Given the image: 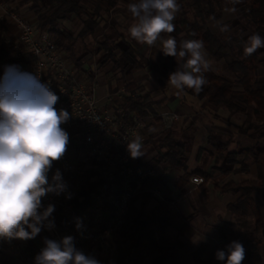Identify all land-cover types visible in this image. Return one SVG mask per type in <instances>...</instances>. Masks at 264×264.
Returning <instances> with one entry per match:
<instances>
[{
  "label": "trees",
  "instance_id": "trees-1",
  "mask_svg": "<svg viewBox=\"0 0 264 264\" xmlns=\"http://www.w3.org/2000/svg\"><path fill=\"white\" fill-rule=\"evenodd\" d=\"M1 1L12 6L14 0ZM27 1L31 2V9L35 13L36 26L49 32L58 49L75 65L80 76L98 81L92 66L88 65L86 55L88 51H81L78 46L79 40L84 41L88 38L95 41L98 45L96 52L101 53L100 58L96 60L97 65L101 67L110 65V73H118L119 78L125 77L127 68L141 70L145 63H148V58L139 52L128 37V31L121 25L113 24L110 28L112 32L103 36L97 34L101 25L106 23V16L112 14V11L127 13L128 5L137 3L138 0ZM88 1L93 4H88ZM177 3L180 8L173 21L175 30L172 33H162L156 42L161 43L162 39L169 36L174 37L178 45L183 40H202L205 51L214 60L223 61L226 71L216 73L210 69L204 73L207 83L202 86V91L197 94L192 89H185L182 93L183 102L191 101L193 111H201L200 105L198 107L197 105L202 102L212 110L223 109L231 114L250 113L255 121L251 124L244 122L238 126V134L248 139V144L238 145L235 151H229L228 146L234 140L232 135L224 138L223 134L209 132L208 141L212 145L216 163L222 162V167H218L220 174L213 177L211 173L200 170L188 173L186 154L191 148V142L181 136H175L173 125L165 127L160 116L158 107L167 97L152 100L149 98L150 92H146L144 85L126 82L122 106L128 113L137 114L145 124L149 118L155 123L162 124L161 135L158 138L151 135L149 140L156 151L153 159L156 164H165L170 171L177 169L184 171V175L178 180L180 187L193 174H197L201 175L204 181L212 180L223 193L231 192L237 196L236 200L228 205L229 212L236 218L232 222L224 223L222 233L243 245L245 258L241 264H260L263 256L257 248L259 241L249 239L247 245H244L239 231L258 234L264 229L263 214L260 204L255 199V195H258L264 200V59L261 57L262 51L258 49L251 55H244V47L249 36L259 34L264 38V0H241L235 5L238 11L234 17L226 20H221L224 0H177ZM213 18L227 24L230 30L221 32L219 26L214 28ZM65 21H79V31L76 33L67 27ZM5 23V20L0 22V84L5 81L13 82L11 74L7 76L5 74L7 66L16 65L21 72L29 73V65L33 60L32 55L23 54L24 46ZM246 32L249 33L245 34ZM17 45L19 50L15 49ZM186 59L187 57L181 59L168 56L159 62V65L173 73ZM159 73L161 74V71L158 70ZM134 160L138 161V158ZM252 162L258 170L257 178L241 182L227 179L232 173L248 172ZM160 181L159 178L154 179L155 185L158 186ZM98 189L99 182H87L81 192V199L78 198L75 202L79 213L89 207L92 196ZM152 214L158 221L159 233L152 229L149 214L143 209H132L125 226L121 229L122 237L125 240L129 238L132 242L133 254L130 255L129 264H164L168 260L171 264H178L176 246L165 237L168 226L165 213L155 211ZM53 217L57 225L69 222L67 216L58 209L54 211ZM41 232L35 238L25 240L23 264H36L35 257L42 249L36 240Z\"/></svg>",
  "mask_w": 264,
  "mask_h": 264
},
{
  "label": "clouds",
  "instance_id": "clouds-1",
  "mask_svg": "<svg viewBox=\"0 0 264 264\" xmlns=\"http://www.w3.org/2000/svg\"><path fill=\"white\" fill-rule=\"evenodd\" d=\"M241 0H226L225 13L235 14V5ZM177 0H138L128 5L133 23L128 33L140 44L153 46L162 33L175 30L173 21L179 11ZM213 26L221 32L229 26L213 18ZM161 51L165 56L187 57L186 61L171 73L168 85L176 95L192 89L202 91L207 83L204 73L210 70L202 40H183L177 43L174 37L162 39ZM264 48V38L252 34L244 47L248 56ZM6 76L11 74L13 82L0 84V239L29 240L42 229L55 227L53 213L55 205L42 204V197L48 194L59 196L66 193L67 185L62 181L59 170L49 183L48 173L53 162L61 159L67 151L68 133L61 127L70 114L55 107L59 96L40 83L37 76L23 73L16 65L7 66ZM132 158L141 152V138L138 136L127 145ZM66 198H71L66 195ZM80 224H77V228ZM45 247L35 257L36 264H100L95 257L86 255L75 247L74 238L65 236L56 241L45 238ZM224 264H241L245 249L240 242L233 241L227 252L218 250L215 254Z\"/></svg>",
  "mask_w": 264,
  "mask_h": 264
},
{
  "label": "built area",
  "instance_id": "built-area-1",
  "mask_svg": "<svg viewBox=\"0 0 264 264\" xmlns=\"http://www.w3.org/2000/svg\"><path fill=\"white\" fill-rule=\"evenodd\" d=\"M3 20L15 21L16 36L25 48L23 54L33 56L29 73L59 96L57 110L64 109L70 114L69 120L61 125L69 135L67 151L56 161L55 171L48 173L51 183L52 176L59 170L67 185L66 193L42 197L44 206L54 204L55 210L69 219L68 223L55 224L52 229L55 240L72 236L75 247L86 255L96 258L95 252L101 250L107 262L100 264H119L112 239L125 226L134 198L147 193L162 194V187L152 183L154 168L134 160L127 147L136 137L141 138L146 124L137 114L123 108L124 86L109 94L107 102L102 104L97 94L99 82L80 76L46 29H39L10 3L0 0V22ZM15 49L19 50L18 45ZM160 116L165 127L180 119L173 110H166ZM192 181L201 184L204 179L194 176ZM87 182H99V189L93 194L89 207L79 213L75 202L81 199ZM129 262L126 258L124 264Z\"/></svg>",
  "mask_w": 264,
  "mask_h": 264
},
{
  "label": "crops",
  "instance_id": "crops-1",
  "mask_svg": "<svg viewBox=\"0 0 264 264\" xmlns=\"http://www.w3.org/2000/svg\"><path fill=\"white\" fill-rule=\"evenodd\" d=\"M122 4L126 5L124 2ZM112 13L113 15L106 16V23H103L99 28L97 33L99 36L108 33L107 31L111 30L110 28L113 24H119L128 31L129 26L134 22L132 16L128 18L122 14V19H116L114 16H117L119 12L114 13L112 11ZM5 25L16 35L17 27L15 21H6ZM128 37L137 46L139 52L148 58V63H145L144 68L141 70H135L132 67L127 68L125 77L122 79L119 78L118 73H110V65L100 69L98 73H103L98 76L95 69L97 65L96 61H89L88 65L92 66V70L98 78L99 86L97 94L101 103L105 104L108 95L115 93L126 82H136L144 85L146 92H150V97L154 96V100H161L167 97L163 102L169 103L168 108L163 107L159 111L162 113L169 109L175 110L180 114V119L173 124L172 129L175 131V136H181L191 142V148L186 154L188 173L200 170L211 173L213 177L218 176L220 174L218 167H222V163H216L212 145L208 141V133H220L225 136L224 138L230 136V133L226 134L225 132L224 128L226 127L220 125L219 120L221 119L218 116L222 109L212 110L208 106H205V103L201 102L197 105V107L200 105L201 111L197 110L184 113L180 108L181 103L184 104L183 95H176V90L173 88L172 93L168 96L166 93L170 85H164L158 74L159 67L157 65L168 57L161 51L162 43L156 42L153 46H148L138 43L129 33ZM155 81L160 82L161 85L158 91ZM159 92L163 94L161 99L158 98ZM172 97L174 99L170 101ZM150 119L152 120V118ZM149 120L146 121L145 129L141 134V152L143 155L138 157V161L143 165L154 168V179L159 178L161 180L159 185L162 187V194L156 196L147 193L136 196L132 208L136 210L143 209L149 214L151 227L156 233H159L160 228L152 212L158 211V213H165L168 222L165 237L176 246L175 255L178 264H224V262L216 259L215 254L218 250L227 252V246L233 241H236L233 237H225L223 235L222 226L224 223L235 220L236 217L229 212L228 205L235 201L237 196L231 192L223 193L219 187H216L212 180L204 181L201 184L194 183L192 181L194 176L201 177V175L197 174H193L180 187L178 180L184 175L183 170L177 169L170 171L165 164H156L154 162L153 158L156 151L149 140L151 135H155L158 138L161 135L163 127L161 123H155ZM243 141L245 145L249 142L243 136L241 138L238 137L236 142L234 138L229 144L228 150L235 151ZM232 143H235V149L230 148ZM254 164L253 162L250 163L248 172L232 173L227 179L241 182L251 178H257L258 170L256 165L253 167ZM154 179L152 183L155 185ZM258 197V195H255V199L260 204L264 218L263 205L257 200ZM43 233L46 236H42ZM239 236L244 245H247L249 239L259 241L257 248L263 256L260 264H264V229L258 234L240 230ZM45 238L55 240L54 231L43 229L36 240L37 243L40 241L38 245L41 248L45 247ZM112 242L116 246L117 263L124 264L125 259L130 258V255L133 254L131 240L129 238L125 240L120 231L113 237ZM25 244V240L0 239V264H23L22 255ZM95 256L100 262H107V257L101 250L96 251ZM164 264H171V262L168 260Z\"/></svg>",
  "mask_w": 264,
  "mask_h": 264
},
{
  "label": "rangeland",
  "instance_id": "rangeland-1",
  "mask_svg": "<svg viewBox=\"0 0 264 264\" xmlns=\"http://www.w3.org/2000/svg\"><path fill=\"white\" fill-rule=\"evenodd\" d=\"M43 1V0H42ZM45 1V0H44ZM12 4V6H13V8L17 11V12H19V13H21L22 15H25V16H27V18H29V19H31L34 23H36V17H35V13H34V11L31 9V2H29V1H27V0H14L13 1V3H11ZM88 4H93V3H91L90 1H88ZM224 8L226 7V6H228V7H230V5H226V0H224ZM121 13L119 12L118 13V15L117 16H114V17H116V19H122L121 17H123L122 16V14L124 15V16H126V17H128L129 18V16H131L130 15V12L128 11L127 13H122L121 15H120ZM111 15H113V13L112 14H110L109 16H111ZM234 17V14H231V13H225V11H224V9H223V16H222V19L221 20H226V19H229V18H233ZM65 24L67 25V27H69V28H71L72 30H74L76 33L79 31V25H80V23H79V21H71V22H68V21H65ZM214 27V26H213ZM214 28H216V26L214 27ZM108 33H110V32H112L111 30H108L107 31ZM249 32H246L245 34H248ZM84 44H86V45H84ZM78 46H79V50H81V51H88L89 52V54H88V52H86L87 54V59H88V61H96V60H98L99 58H100V55H101V53H98V52H96L97 51V48H98V45L95 43V41H93L92 39H86V40H84V41H82V40H79L78 41ZM258 50H260V51H262V55H261V57H262V59H264V48H259ZM206 57H208L207 59L209 60V62H210V69L212 70V71H214V72H216V73H225L226 71H225V64H224V62L223 61H217V60H214L213 58H211L210 56H209V54L207 53V51H206ZM95 65V64H94ZM93 65V66H94ZM158 67H159V71H161V74L159 73V77H161L160 79L163 81V83H164V85H167L168 83H167V81H168V77H169V75L172 73L171 71H169L168 69H166V68H164L163 67V65H157ZM96 68V73H97V75L99 76V74H102V73H98V71H100V69H102V68H104V67H106V66H104V67H101V66H95ZM116 76V75H115ZM165 77H167V78H165ZM156 82V81H155ZM162 83V82H161ZM166 83V84H165ZM156 86H157V91L158 90H160L159 89V87L161 86L160 85V82H156ZM123 87V86H122ZM172 87L171 86H168V92L166 93L168 96H170V94L172 93ZM117 91H118V89H117ZM173 95V94H172ZM154 96H151V97H149L150 99H152V100H154V98H153ZM163 97V94H161L160 92L158 93V98L159 99H161ZM163 99V98H162ZM174 99V97H172L171 99H170V101H172ZM192 103H191V101L190 102H186L185 101V103L183 104V103H181V105H180V108L182 109V111L184 112V113H190L191 111H193L194 109H192V108H194L192 105H191ZM168 106H169V103L167 102V103H165V102H162V104L158 107L159 109H162L163 107H167L168 108ZM195 108H196V106H195ZM169 110V109H168ZM173 111H175V110H173ZM181 111V110H180ZM175 112H177V111H175ZM179 114V113H178ZM180 115V114H179ZM218 118H220L221 120H219L220 121V125L221 126H223V127H226V128H224L225 129V132H226V134H229L230 133V135H232V137H233V139L235 138V142H236V140L238 139V137L239 138H241L242 137V135H240V134H238V126L239 125H241V124H243L244 122H246V123H253L255 120H254V117L249 113V114H246V115H244V114H231V113H229L227 110H220V112H219V116H218ZM149 120V119H148ZM147 120V121H148ZM149 121H151V122H153V120H149ZM158 129H161V128H158ZM240 145L241 146H245V143H244V141L242 142V143H240ZM231 149H235L236 148V145H235V143H232L231 144V147H230ZM222 163V162H221ZM220 163V164H221ZM222 165V164H221ZM56 167H57V162L56 161H54L53 162V165H52V168H51V170L50 171H52L53 172V170L54 169H56ZM253 167H255V164L253 165ZM255 169V168H254ZM55 171V170H54ZM256 173V172H255ZM262 205H263V213H264V201L261 199V198H259L258 197V199H257ZM42 236H46V234L45 233H43L42 234ZM40 241H38V243H39Z\"/></svg>",
  "mask_w": 264,
  "mask_h": 264
}]
</instances>
